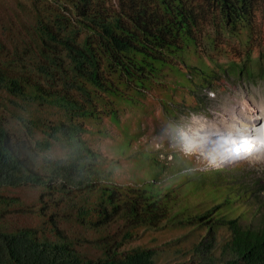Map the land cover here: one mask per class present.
Returning <instances> with one entry per match:
<instances>
[{
    "label": "trees",
    "instance_id": "trees-1",
    "mask_svg": "<svg viewBox=\"0 0 264 264\" xmlns=\"http://www.w3.org/2000/svg\"><path fill=\"white\" fill-rule=\"evenodd\" d=\"M17 7L31 22L17 14L2 31L16 38L0 37V264H155V249L126 244L138 228L176 219L208 230L191 264H264V186L252 224L218 215L221 203L230 207L240 187L252 186L243 182L205 212L172 213L171 183L158 177L164 163L147 151L129 155L127 175L132 135L124 131L113 152L90 139L120 127L122 104L143 106L154 91L173 112L176 90L186 100L198 92L202 106L225 77L264 79V0H18ZM21 188L33 199L14 193ZM17 216L35 219L21 224ZM223 226L229 235L216 256L212 232Z\"/></svg>",
    "mask_w": 264,
    "mask_h": 264
},
{
    "label": "rangeland",
    "instance_id": "rangeland-1",
    "mask_svg": "<svg viewBox=\"0 0 264 264\" xmlns=\"http://www.w3.org/2000/svg\"><path fill=\"white\" fill-rule=\"evenodd\" d=\"M17 1L0 0V37L4 43L16 38L12 34V29L2 31L19 20L16 18L17 14H20L21 18L25 15L23 17L25 23L31 22V17H28L25 11L18 10ZM11 20H14V23ZM21 23L18 22L19 26L23 27ZM18 24L15 26L16 29ZM206 91L208 97H205V103L202 102L204 105L200 106L194 98L198 92L186 100L181 98L179 93L184 92L176 90V105L173 112H168L161 102L160 90L154 91L155 95L149 97L143 106L132 107L122 104L120 127L112 124L111 134L97 133L90 139L100 146L103 152H113L115 149L112 147L113 142L125 141L123 133L126 131L132 136L128 140L130 147L124 151L125 161L129 155L147 151L152 153L154 160L152 162L164 163L165 168L161 169L158 177L165 183H171L174 193L172 213L177 210H184L186 215L205 212L224 202L230 185L235 184L232 190L239 189L237 185L239 182H243V185H252L246 190L240 187V191H243L241 197L236 198L230 207L221 203L218 212L221 218L238 217L242 223L252 224L259 216V213L255 212L256 192L259 187L264 186V157L244 159L230 166L216 165L206 155L190 148L187 136L188 133L195 132V127L207 130L204 125L213 123L225 125L230 116H234V110L237 108L252 110L254 106L264 107V79L249 82L247 79L233 81L232 77H225L216 88ZM200 96L205 95L200 93ZM125 161L122 168L127 167L123 172L128 175L130 170L134 169L133 163ZM239 164L242 167H238ZM198 170L204 173L200 174ZM155 172L158 173L159 169H155ZM263 191V189L258 191L259 198L263 197ZM14 193L26 200L33 199V193L26 188L18 189ZM17 218L21 224H32L35 219L31 216ZM176 220L173 222L164 220L157 228H138V235L127 242L126 248L142 246L155 249L157 251L155 264H191L193 246L206 239L208 230L198 228L194 223L186 224ZM212 234L218 240L215 243L217 248L214 254L222 256L221 246L229 232L226 226H223L216 228Z\"/></svg>",
    "mask_w": 264,
    "mask_h": 264
},
{
    "label": "bare ground",
    "instance_id": "bare-ground-1",
    "mask_svg": "<svg viewBox=\"0 0 264 264\" xmlns=\"http://www.w3.org/2000/svg\"><path fill=\"white\" fill-rule=\"evenodd\" d=\"M234 116H230L228 122L225 125H204L206 128L195 127L192 134L188 133L187 143L190 148L196 149L198 152L206 155L211 159L210 161L214 162L216 165H225L228 164L224 161V158L221 157L219 150L223 145V139L225 138L224 134L232 126L242 125L245 127H253L258 123L264 125V107L263 106H254L252 110L246 108H237L234 110ZM241 119V121L239 120ZM238 120V121H237ZM237 121V122H236ZM197 130V131H196ZM264 157V149H261L259 153H256L251 156L254 157Z\"/></svg>",
    "mask_w": 264,
    "mask_h": 264
},
{
    "label": "clouds",
    "instance_id": "clouds-1",
    "mask_svg": "<svg viewBox=\"0 0 264 264\" xmlns=\"http://www.w3.org/2000/svg\"><path fill=\"white\" fill-rule=\"evenodd\" d=\"M239 120L241 121V119ZM223 134L225 138L223 139V137H221L223 145L220 147L221 150H219V152L221 157L224 158V161L229 163L220 166H230L235 162L251 158L252 155L259 153L261 149H264V125L260 123L251 128L242 125L232 126ZM241 137L249 139L251 143V151L248 154L236 156L232 150L240 143Z\"/></svg>",
    "mask_w": 264,
    "mask_h": 264
},
{
    "label": "snow or ice",
    "instance_id": "snow-or-ice-1",
    "mask_svg": "<svg viewBox=\"0 0 264 264\" xmlns=\"http://www.w3.org/2000/svg\"><path fill=\"white\" fill-rule=\"evenodd\" d=\"M233 153L236 156H240L242 154H248L251 151V143L249 141V139L245 138V137H241L240 143L237 144L234 148H233Z\"/></svg>",
    "mask_w": 264,
    "mask_h": 264
}]
</instances>
